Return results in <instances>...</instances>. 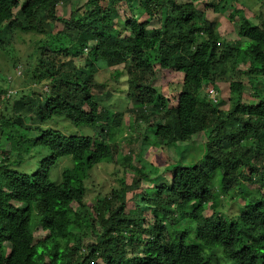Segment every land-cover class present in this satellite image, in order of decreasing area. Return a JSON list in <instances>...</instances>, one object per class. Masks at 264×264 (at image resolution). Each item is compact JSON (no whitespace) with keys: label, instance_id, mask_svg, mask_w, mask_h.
Masks as SVG:
<instances>
[{"label":"trees","instance_id":"16d2710c","mask_svg":"<svg viewBox=\"0 0 264 264\" xmlns=\"http://www.w3.org/2000/svg\"><path fill=\"white\" fill-rule=\"evenodd\" d=\"M65 1L0 0V49L14 34L32 33L24 76L46 86L7 96L5 78L0 89V141L9 142H0V264H264V20L252 22L233 0L206 1L210 19L200 0H85L80 7L70 0L62 17L57 6ZM220 8L237 23L235 41L220 34ZM101 70L125 78L128 110L147 125L138 156L117 155L107 137L127 126L125 112L100 102L97 92L110 97L97 79ZM163 71L179 74L177 92H160ZM246 88L252 97L243 101ZM60 118L94 133L62 132L52 125ZM152 125L155 145L201 136V157L145 170ZM37 147L46 153L38 151L36 170H19ZM63 158L71 165L54 181ZM111 161L119 185L97 194L90 209L87 180ZM139 188L152 193H134L126 208L127 194Z\"/></svg>","mask_w":264,"mask_h":264},{"label":"rangeland","instance_id":"374dc122","mask_svg":"<svg viewBox=\"0 0 264 264\" xmlns=\"http://www.w3.org/2000/svg\"><path fill=\"white\" fill-rule=\"evenodd\" d=\"M22 0H20L21 2ZM184 1V0H180ZM208 0H200L198 1V6L206 11L207 18H212L213 16V10L211 7L207 6L205 7V3ZM217 0H214L216 2ZM235 3V6L244 5V10L246 12V16L255 23H259L261 20H264V0H233ZM73 4L75 6L80 7L85 0H73ZM71 1H65L61 3V5L57 6V14L62 17H66L70 13L69 5ZM102 5L105 4V0H102L100 2ZM226 8V7H225ZM228 9V8H227ZM220 8V13L218 15V22H219V31L221 35H224L228 40H237L238 36L236 34V25L237 23L232 22L229 20L228 15L231 13V11L228 9ZM123 19L117 15L116 17V24L118 27L123 26ZM47 30L48 27L44 26ZM30 32L28 33H18L14 34L11 41H9L8 46L6 48L0 49V89H3V86L5 84V78L7 79L8 83V93L15 94L16 92H21L23 90H27L29 86H33L38 91L44 92L46 89V86L43 84H39L36 82V79L31 76V78L28 79L29 74L27 78L24 76V71L26 69L25 61H24V50L27 46V41L29 38H32L34 36H29ZM41 37V36H40ZM23 59L21 60V58ZM20 59V60H19ZM79 62V61H77ZM220 66H222L225 70H229L228 63H221ZM13 70V71H11ZM22 72V74H21ZM20 74L24 77L20 78ZM112 73L101 70L98 72L97 79L99 82L104 81L106 83L105 90L110 94V97L108 99H104V93L97 92V95L100 97V102L106 103L107 107L115 110V111H121L125 112V116L123 117L125 126L127 128L120 132L118 135L111 134V132L107 131V137L111 138V142L116 144L117 149V155L122 154L123 156L126 154L130 155H137L141 154L140 150L141 144L143 141V134L145 131H147V125L145 122H137L135 121L134 116L130 113L128 110V100L125 99V92L126 87L124 84L125 78L122 77H113L111 75ZM157 77L159 78V89L160 92L163 94H166L168 92H177L181 87V78L179 77V74L177 72H168L163 71L162 73L158 72ZM30 84V85H29ZM227 83H223L220 86V92L222 95L227 94L228 87ZM211 96V94H210ZM252 96L250 95L249 89L246 88L244 94H243V101H248ZM241 97L237 98L234 97L232 103L239 100ZM12 100V99H10ZM174 101V100H172ZM12 103V101H11ZM231 103V104H232ZM2 103L0 102V111L3 110ZM228 108V106H227ZM129 124V126L127 125ZM53 126L57 127L58 129L62 130V132L65 128L72 131L75 134H81L89 133L93 135L92 130H88L89 128L85 127H74L73 125H70L66 119H59V121L52 123ZM155 125L150 126V129L147 133V138L145 139V154L143 158L146 160L144 168L145 170L149 169V165L152 164H158L160 165H166V169H169L170 167L180 164L183 162H186L187 164H193L195 161H197V156L203 151V145L200 144L198 146V140H195L194 143H185V142H177L176 144L178 146L168 147L166 145H155L158 141L154 136L153 129ZM68 133V132H67ZM1 134V131H0ZM200 140H202V137L200 136ZM1 143L5 145H9V142L4 140L0 141ZM176 147H178L176 149ZM141 148V149H140ZM8 149V146H7ZM42 153H46L45 149L37 147L34 151H31L29 155H26L23 157V162L17 167L21 171H27L28 173L33 172L36 170L37 165L40 161V159L44 156L42 153H39L38 151ZM178 150V151H177ZM138 156V155H137ZM108 162V160H107ZM115 162V161H114ZM113 161L109 162L111 164H105L101 163L99 166L94 170L90 176V178L87 180V194L85 196L86 204L90 209L94 208L95 204V196L104 194L109 192L113 187H118L119 183L116 180V176L114 174L116 163ZM71 161L68 158L61 159L58 164L55 166L52 174H53V180L59 181L60 180V174L64 167L70 166ZM126 174L128 178H125V182H130L131 175H133V171L126 168ZM134 193H140L144 196H149L152 192L150 189H143L139 188V190H133L132 192L128 193L126 196L127 204L126 208H132L134 206ZM205 214L210 213V208L206 209ZM94 217L90 216V220ZM150 220H154L150 218ZM85 224L82 221H79V226L83 227ZM147 225V224H146ZM46 233L45 230H42L40 227L37 228L35 235L37 236H43Z\"/></svg>","mask_w":264,"mask_h":264},{"label":"clouds","instance_id":"9594fccd","mask_svg":"<svg viewBox=\"0 0 264 264\" xmlns=\"http://www.w3.org/2000/svg\"><path fill=\"white\" fill-rule=\"evenodd\" d=\"M211 90H213L214 93L211 94V92H210L209 94H211V96H215V95H216V90H214V89H210V91H211ZM8 94H9V93H7V96H8ZM93 133H94V131H93ZM192 138L195 139V140H198V139H196V138L193 137V136H192ZM195 140H193V141H195ZM199 142H201V140H198V143H199ZM187 143H191V142L188 141V142H186V144H187ZM201 144H202V143H201ZM199 155H201V154H199ZM200 157H201V156H197V160H198ZM195 162H196V161H195ZM195 162H194V163H195ZM184 163L187 164L186 162H184Z\"/></svg>","mask_w":264,"mask_h":264},{"label":"built area","instance_id":"2783aa9c","mask_svg":"<svg viewBox=\"0 0 264 264\" xmlns=\"http://www.w3.org/2000/svg\"><path fill=\"white\" fill-rule=\"evenodd\" d=\"M210 92H211V94H213V93H214V92H213V90H211Z\"/></svg>","mask_w":264,"mask_h":264}]
</instances>
